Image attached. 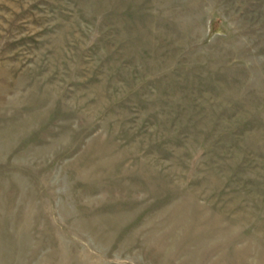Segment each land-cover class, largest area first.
<instances>
[{"label": "rangeland", "instance_id": "374dc122", "mask_svg": "<svg viewBox=\"0 0 264 264\" xmlns=\"http://www.w3.org/2000/svg\"><path fill=\"white\" fill-rule=\"evenodd\" d=\"M0 264H264V0H0Z\"/></svg>", "mask_w": 264, "mask_h": 264}]
</instances>
